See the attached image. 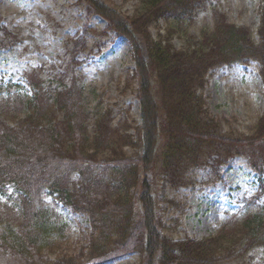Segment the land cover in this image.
Wrapping results in <instances>:
<instances>
[{"label": "trees", "instance_id": "trees-1", "mask_svg": "<svg viewBox=\"0 0 264 264\" xmlns=\"http://www.w3.org/2000/svg\"><path fill=\"white\" fill-rule=\"evenodd\" d=\"M216 1L139 0L125 20L115 7L89 6L130 44L141 111L134 127H115L116 115L101 105L86 107L77 71L86 36L67 42L50 81L42 77L44 68L25 76L30 94L23 86L0 88V201L14 216L0 220V264H120L129 256L138 264H233L256 249L264 254V111L248 135L227 133L203 97L213 72L251 63L259 66L264 95V0L255 38L218 12ZM208 8L211 28L189 35L186 29ZM152 28H159L154 36ZM20 41L0 23V52ZM237 159L245 160L258 187L240 201L235 221L227 216L220 234L202 240L167 238L157 212V180L178 190L206 172L215 185ZM59 205L88 217L85 256L44 259L43 250L53 251L65 233Z\"/></svg>", "mask_w": 264, "mask_h": 264}, {"label": "rangeland", "instance_id": "rangeland-1", "mask_svg": "<svg viewBox=\"0 0 264 264\" xmlns=\"http://www.w3.org/2000/svg\"><path fill=\"white\" fill-rule=\"evenodd\" d=\"M138 1L0 0V23L21 40L14 48L0 52V87L10 82L15 86H23L30 94L25 76L44 68L46 72L42 73V77L50 81L59 71L50 68L62 66L67 42L86 36L85 50L77 66L85 87L86 107L95 111L101 105L103 111L112 110L116 115L113 122L115 127L119 122L133 127L139 124L141 111L136 99L139 88L133 77L136 66L130 44L109 31L108 22L89 9L91 4L112 9L115 7L125 20L134 13ZM260 1L217 0L215 6L231 23L251 29L255 38L260 24ZM196 18L192 28L186 29L189 35H198L212 26L209 8ZM165 27V24L160 23L161 30ZM158 29H151L153 36ZM178 38L175 37L173 42L179 49L182 41ZM137 42L142 48L140 54L146 56L143 43L140 39ZM258 68L257 63L229 70L219 68L208 77L203 92L206 108L214 119L221 122L227 133L248 135L256 119L263 114V84ZM132 133L131 130L129 134ZM206 174L200 172L196 179H192L195 185L178 190L160 178L157 180V212L162 219L163 234L167 238L175 241L186 238L202 240L220 234L225 218L237 215L240 201L253 197L257 192L255 174L243 159H237L223 169L222 179L215 185L209 183L211 178ZM205 181L208 182L203 183ZM171 200L177 205H170ZM47 202H50V198H47ZM5 204L4 200L0 201V220L12 222L13 212ZM57 215L60 224L65 226V233L61 241L58 240L52 247L53 251L43 250L44 259L54 261L65 256H85L87 251L82 249L89 243L91 233L88 217L75 215L61 205L57 208ZM138 262L136 256L124 257L119 261L120 264ZM233 264H264L263 250L256 249L250 252L244 262L240 260Z\"/></svg>", "mask_w": 264, "mask_h": 264}]
</instances>
